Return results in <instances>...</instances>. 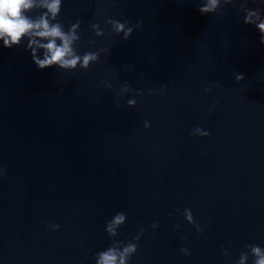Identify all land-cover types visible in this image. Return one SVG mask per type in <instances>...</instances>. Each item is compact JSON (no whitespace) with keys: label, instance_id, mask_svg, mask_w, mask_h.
I'll return each mask as SVG.
<instances>
[{"label":"water","instance_id":"water-1","mask_svg":"<svg viewBox=\"0 0 264 264\" xmlns=\"http://www.w3.org/2000/svg\"><path fill=\"white\" fill-rule=\"evenodd\" d=\"M198 4L63 0L65 29L81 21L79 51L109 48L87 70L38 69L26 40L0 47V264H95L117 211L119 239L147 229L131 264H234L246 244L264 247V44L238 3L220 15ZM98 9L142 26L124 40ZM125 82L143 93L135 106L116 96Z\"/></svg>","mask_w":264,"mask_h":264},{"label":"clouds","instance_id":"clouds-1","mask_svg":"<svg viewBox=\"0 0 264 264\" xmlns=\"http://www.w3.org/2000/svg\"><path fill=\"white\" fill-rule=\"evenodd\" d=\"M112 0H105V3L110 6ZM250 0H199L198 11L202 14H222L224 5L239 4V11L244 13L243 23L253 25L259 32L260 43L264 44V8H249L247 5ZM256 3L257 0H251ZM264 3V0H259ZM63 0H0V47L13 48L20 46L24 41H27L26 51H29L33 63L38 69L56 67L64 71H72L77 68L87 70L92 64L100 61L101 53L107 54L109 48L100 47L96 50H88L80 52L78 45L83 39V34L80 31L81 21L76 20L70 23L65 29V25L60 20ZM38 12L33 16L29 13ZM100 15H105L103 10L98 9ZM104 23L110 26V34H123V39L127 40L131 37L134 29L142 26V20H137L134 25H131L127 19H115L105 15ZM90 28L95 36L103 37L105 29L101 28L100 23H91ZM95 39H89V45H95ZM235 79L241 81L245 79L243 73L235 72ZM101 83L107 89H113V84L104 79ZM216 83V82H214ZM218 86V84L216 85ZM165 86H161L159 92L165 91ZM211 87H206L205 92H210ZM150 93L155 90H149ZM127 93H132V98L127 100L128 106H135L137 103L136 97L142 95V91L134 89L127 82L120 85L116 90V96L123 98ZM117 101V107H120ZM151 125L145 121L144 128H149ZM192 136H208L210 132L195 127L192 129ZM3 175V169H0V176ZM179 211V209H177ZM169 215H172L169 213ZM184 219L192 225L197 234L203 231V226L194 218L191 208H184L182 213ZM127 221V214L123 211H117L110 220L106 222L105 232L110 238V244L107 248L95 252L93 258L95 264H131L132 257L136 254L139 241L146 228L141 227L137 234L128 241L119 239L120 228ZM52 231L60 228L59 224L47 225ZM152 229L159 227L158 222L153 221L150 225ZM174 227L179 228L177 223ZM155 233H153L154 235ZM182 240H186V236H181ZM222 254L225 257L230 256L228 248L224 245L220 246ZM245 250H241L238 259L234 264H248L251 257V264H264V247L256 243L246 244ZM180 251L184 255H190V250L187 247H181Z\"/></svg>","mask_w":264,"mask_h":264}]
</instances>
